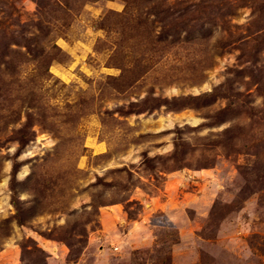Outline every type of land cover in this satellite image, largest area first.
Wrapping results in <instances>:
<instances>
[{
  "label": "rangeland",
  "instance_id": "1",
  "mask_svg": "<svg viewBox=\"0 0 264 264\" xmlns=\"http://www.w3.org/2000/svg\"><path fill=\"white\" fill-rule=\"evenodd\" d=\"M0 264H264V0H0Z\"/></svg>",
  "mask_w": 264,
  "mask_h": 264
}]
</instances>
